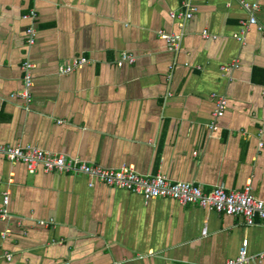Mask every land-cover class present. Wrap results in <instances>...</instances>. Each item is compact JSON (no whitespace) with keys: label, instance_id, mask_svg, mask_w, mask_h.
Instances as JSON below:
<instances>
[{"label":"crops","instance_id":"0c3cea01","mask_svg":"<svg viewBox=\"0 0 264 264\" xmlns=\"http://www.w3.org/2000/svg\"><path fill=\"white\" fill-rule=\"evenodd\" d=\"M188 3L192 18L172 17ZM253 3L258 26L242 34L251 18L244 4ZM32 10L35 20L26 17ZM159 31L183 35L181 51H170ZM122 53L136 62L117 66ZM77 58L88 63L59 73ZM27 61L29 105L13 96ZM213 94L228 101L216 131ZM0 144L205 192L251 185L264 201V0H0ZM37 171L0 156V211L9 199L0 264H227L244 240L250 256L264 253V220L248 225L196 204Z\"/></svg>","mask_w":264,"mask_h":264},{"label":"built area","instance_id":"2783aa9c","mask_svg":"<svg viewBox=\"0 0 264 264\" xmlns=\"http://www.w3.org/2000/svg\"><path fill=\"white\" fill-rule=\"evenodd\" d=\"M245 9L251 15L248 22H242L243 32L245 34L250 27L258 26L255 13L259 10L258 4H244ZM197 11L188 3V10L181 13L172 12V17L192 18ZM37 14L34 10L26 17L35 20ZM27 43L32 46L36 43L37 31L35 27H30L27 31ZM204 36L210 38V33L205 31ZM159 37L167 42V46L172 52L179 53L182 48L183 35L167 34L159 31ZM239 41H243V37L236 35ZM136 62L135 57L129 53H122L117 66L123 67L125 64L133 65ZM88 63L85 58L73 59L71 64L60 67V74H70L80 67ZM237 63L226 65L221 68L222 72H229L236 68ZM33 69L34 65L29 61L22 65L23 89L13 96H18L29 105L31 102V89L33 87ZM215 100V111L213 113L214 122L210 129L216 131L218 129L217 120L224 117L228 101L225 97L213 94ZM0 156L14 163H22L25 165L29 174L37 173L38 169H42L46 173L67 174L74 176H85L92 181H97L112 188L129 191L141 195L146 200L156 198H170L179 201L181 204H196L203 208H209L217 212H221L231 216H241L248 225L255 224L257 219L264 220V201L256 199L252 194L251 185H246L240 191H228L224 187H215L209 192H205L200 185L179 181L173 182L163 175H141L134 169L121 167L120 169L105 168L100 165H93L82 159L69 158L62 154H53L31 145H6L0 144ZM94 187V184H91ZM9 199H4V208L0 211L2 217H8L9 211L6 206ZM44 224V223H41ZM264 258V253L259 257L250 256L248 252V240H244L239 256L230 260L227 264H248L255 259ZM7 260H12L11 256H7Z\"/></svg>","mask_w":264,"mask_h":264}]
</instances>
